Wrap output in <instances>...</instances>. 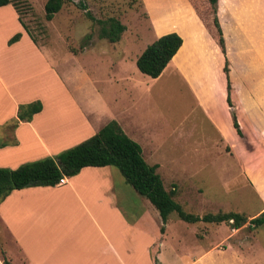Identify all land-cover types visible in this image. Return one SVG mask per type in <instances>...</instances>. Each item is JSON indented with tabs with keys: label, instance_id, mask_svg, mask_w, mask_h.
<instances>
[{
	"label": "rangeland",
	"instance_id": "1",
	"mask_svg": "<svg viewBox=\"0 0 264 264\" xmlns=\"http://www.w3.org/2000/svg\"><path fill=\"white\" fill-rule=\"evenodd\" d=\"M43 2L13 1L24 27L62 78L58 81L61 92L54 91L58 100L70 105L72 98L91 108L89 119L95 129L110 119L116 121L139 145L145 163H156L162 187L173 189V200L184 212L200 217L233 211L246 220L258 213L264 203L263 89L254 88L262 119L249 117L253 122L242 125L244 133L237 137L228 126L225 94L220 89L225 77L216 67V58L210 61L209 73L201 80L199 75L191 77V84L170 66L150 78L134 65L133 56L156 37L174 32L181 41L191 40L193 28H207L206 20L211 24L214 14L190 0H63L45 20ZM108 18L123 26L114 42L99 35L101 22ZM211 30L215 38L214 28ZM118 55L131 58L117 69ZM232 77L236 82V76ZM258 78L250 76L254 85ZM228 80L230 88L229 76ZM53 84L48 80V86ZM128 86L132 92L125 90ZM248 127L252 129L246 131ZM109 168L120 180L117 169ZM124 187L132 192L128 185ZM166 221V236L180 231L192 254L207 249L239 256L238 264H264L263 225L249 228L245 222L232 231L223 221L182 222L173 212ZM164 243L168 248L157 260L181 264L172 242L165 238ZM204 263L202 259L198 264Z\"/></svg>",
	"mask_w": 264,
	"mask_h": 264
},
{
	"label": "crops",
	"instance_id": "2",
	"mask_svg": "<svg viewBox=\"0 0 264 264\" xmlns=\"http://www.w3.org/2000/svg\"><path fill=\"white\" fill-rule=\"evenodd\" d=\"M214 16L223 53L207 19V28H193L192 39H183L165 66L191 84V77L199 75L201 80L209 73L213 58L225 77V61L227 80L228 76L231 80L230 107L225 100L224 78L220 89L225 94L227 122L231 133L236 134L231 126L232 112L243 135L242 125L253 122L249 117L262 119L260 108L256 109L259 103L254 88L264 91V0H216ZM22 24L12 5L0 6V167L9 169L53 156L100 127L95 129L89 119L91 108L80 106L72 98L70 105L56 98L55 89L61 92L63 86L58 84L60 75L55 64L47 61ZM16 33L17 39L8 42ZM130 58L118 55L114 67L118 69L122 62L126 65ZM251 75L259 77L257 84L250 80ZM232 76H236V82ZM117 78L122 80L120 75ZM48 80L54 84L48 86ZM125 90L132 92L130 86ZM34 100L40 102V110L29 120H17L18 105ZM151 165L156 168V163ZM115 175L109 166H84L64 177L63 184L9 191L0 199V251L5 259L10 264H151L154 260L156 264H171L156 258L168 248H164L167 238L181 264H198L202 259L204 264H238L239 256L232 258L207 249L190 253L180 231L166 236V218L161 223L156 209L120 174L122 184ZM263 209L264 203L257 212ZM248 220L245 218V222ZM241 226L229 228L234 231Z\"/></svg>",
	"mask_w": 264,
	"mask_h": 264
},
{
	"label": "trees",
	"instance_id": "3",
	"mask_svg": "<svg viewBox=\"0 0 264 264\" xmlns=\"http://www.w3.org/2000/svg\"><path fill=\"white\" fill-rule=\"evenodd\" d=\"M13 1L0 0V6L10 4L16 10ZM190 1L192 4L199 3L203 11H210L212 15L214 14L216 0ZM62 2L63 0H44L42 4L44 19L49 20L60 8ZM211 23L215 32L216 43L223 53L222 38L214 15L211 18ZM101 24L100 37L109 42L116 41L123 26L113 18H108ZM24 29L26 30L25 27ZM17 37L18 34L16 33L8 39V42L16 40ZM180 43V37L174 32L156 37L145 45L136 56L134 60L136 69L143 75L155 78L175 53ZM222 71L226 82L225 100L230 107L225 61ZM39 110L40 102L38 100L18 105L16 119L29 120L31 115ZM230 118L231 126L240 136L241 133L232 112H230ZM140 152L139 145L120 130L116 121L110 119L89 137L53 156L26 161L12 169L0 167V199L12 189L36 185H55L58 178L72 176L84 166H113L123 180L156 209L161 223L164 222L170 212L175 213L178 219L188 223L196 221L218 223L223 221L230 228H238L245 222V217L242 214L232 211L204 214L200 217L184 212L180 205L173 200V189L165 190L162 187L161 180L154 170L155 165H147ZM260 225L264 226V209L247 221L249 228ZM0 259L2 264H10L1 251Z\"/></svg>",
	"mask_w": 264,
	"mask_h": 264
},
{
	"label": "built area",
	"instance_id": "4",
	"mask_svg": "<svg viewBox=\"0 0 264 264\" xmlns=\"http://www.w3.org/2000/svg\"><path fill=\"white\" fill-rule=\"evenodd\" d=\"M64 182H65V178L64 177H60V178H58V180L55 183V185H60V184H63Z\"/></svg>",
	"mask_w": 264,
	"mask_h": 264
}]
</instances>
